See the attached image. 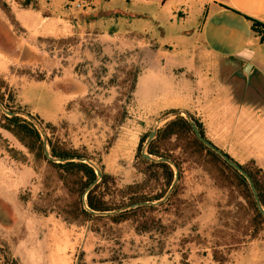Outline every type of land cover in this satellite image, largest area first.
<instances>
[{"label": "rangeland", "instance_id": "374dc122", "mask_svg": "<svg viewBox=\"0 0 264 264\" xmlns=\"http://www.w3.org/2000/svg\"><path fill=\"white\" fill-rule=\"evenodd\" d=\"M131 20L107 4L0 0V264H264V230L253 237L244 223L250 206L241 190L221 188L193 162L182 164L177 207L139 213L154 228L138 232L133 221L107 219L67 224L55 213L34 211L35 204L54 203L62 189L49 155L45 161L30 154L6 130L4 117L32 122L48 154V141L64 143L96 170L124 175L114 176L118 187L106 186L114 194L140 179L135 163L156 160L147 150L159 129L177 115L188 118L164 115L179 105L174 83L184 79L174 71L183 64L182 46L134 32ZM252 83L250 100L264 112V81ZM243 89L237 99L245 100ZM239 164L264 172L257 161Z\"/></svg>", "mask_w": 264, "mask_h": 264}, {"label": "crops", "instance_id": "0c3cea01", "mask_svg": "<svg viewBox=\"0 0 264 264\" xmlns=\"http://www.w3.org/2000/svg\"><path fill=\"white\" fill-rule=\"evenodd\" d=\"M88 2L93 7L107 4V9L118 8L127 17L133 16L127 27L150 34L162 46L180 44L183 64L174 71L184 79L174 83L179 105L165 112L193 116L203 126L205 137L237 163L253 160L264 166V112L256 110L258 106L249 97L254 77L264 81V41L254 33L251 21L264 26V0ZM248 64L251 69L246 73ZM140 77L141 74L136 90ZM240 87L244 88L243 96H248L245 100L237 99ZM261 102L264 104L263 98ZM253 135L255 140L250 141ZM115 174V177H124L121 173Z\"/></svg>", "mask_w": 264, "mask_h": 264}, {"label": "trees", "instance_id": "16d2710c", "mask_svg": "<svg viewBox=\"0 0 264 264\" xmlns=\"http://www.w3.org/2000/svg\"><path fill=\"white\" fill-rule=\"evenodd\" d=\"M67 1L72 2V0ZM251 21L254 33L264 41V26L257 21ZM139 76L135 79L133 92L136 91ZM170 113L178 112L171 111L164 115ZM4 119L7 123L6 130L30 154L47 161L42 139L32 122L16 115L11 118L4 117ZM193 125L207 139L203 126L191 115H188V118L177 115L174 119L167 121L159 129L155 138L151 140L147 150L156 160L142 159L140 164L135 163V172L140 179L124 185L117 194L106 192L108 186H118L115 177L106 174L103 167L96 170L89 163L84 162L88 158L80 154L78 150L65 148L64 143L59 146L57 143L53 144L48 141L51 161L47 162L54 169L55 183L60 185L62 193L55 198L54 203L35 204L34 211L44 216L55 213L67 224L81 225L88 221L107 219L115 224L133 221L138 232L146 228H154L157 223L155 221H140L139 213L143 211L155 212L157 209L169 205L177 207V198L180 197L184 172L182 164L193 162L206 171L210 177H213L221 188L241 190L240 193H243L250 206L248 209L250 220L244 221V223L248 224L247 228L252 232L253 237H256L261 230H264V215L257 206L248 181L197 138L193 131ZM138 155L139 152H137V157ZM227 156L230 158L229 155ZM160 158L168 159L175 166L176 171L169 162L157 160ZM61 160V163H55ZM254 162L251 160L250 164H254ZM240 166L253 181L259 203L264 210V172L262 169H257L254 172L249 167ZM96 171L101 173L100 178ZM47 186L49 187L48 184ZM243 188L246 193L243 192ZM85 194L86 201L84 203L83 196ZM116 197H120L121 200L117 206L112 201ZM70 200H74V204L68 203ZM151 203H159V207L151 205ZM134 205L136 207H133ZM13 264H17L16 260H13Z\"/></svg>", "mask_w": 264, "mask_h": 264}, {"label": "water", "instance_id": "95a60500", "mask_svg": "<svg viewBox=\"0 0 264 264\" xmlns=\"http://www.w3.org/2000/svg\"><path fill=\"white\" fill-rule=\"evenodd\" d=\"M251 69V65L248 64L245 72L248 73L249 70ZM11 115V114H10ZM193 131L195 133V135L197 136V138L204 144L206 145L209 149H211L212 151H214L215 153H217L224 161H226L230 166H232L236 171H238L249 183L250 188L252 190V193L255 197L257 206L259 208V210L261 211V213L264 215V210L261 207V204L259 203V198L254 186L253 181L251 180V178L249 177V175L243 170V168L237 164L236 162H234L233 160H231L224 152H222L221 150H219L216 146H214L211 142H209L207 139H205L199 132V130L197 129V127L195 125H193ZM153 136H151L152 138ZM45 154L48 156V152L46 151ZM145 157L147 159H151L150 156L145 155ZM163 162H166V160H162ZM62 162V160L60 161ZM97 176L100 178L101 177V173L99 171L96 172ZM133 207H136V205H134Z\"/></svg>", "mask_w": 264, "mask_h": 264}, {"label": "built area", "instance_id": "2783aa9c", "mask_svg": "<svg viewBox=\"0 0 264 264\" xmlns=\"http://www.w3.org/2000/svg\"><path fill=\"white\" fill-rule=\"evenodd\" d=\"M88 0H77L76 4L78 7H81L84 4H87Z\"/></svg>", "mask_w": 264, "mask_h": 264}]
</instances>
